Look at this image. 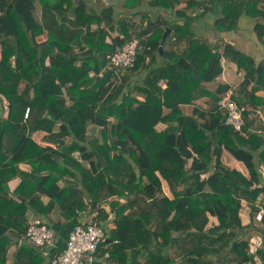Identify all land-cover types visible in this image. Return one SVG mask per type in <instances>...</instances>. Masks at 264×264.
<instances>
[{
	"label": "trees",
	"instance_id": "trees-1",
	"mask_svg": "<svg viewBox=\"0 0 264 264\" xmlns=\"http://www.w3.org/2000/svg\"><path fill=\"white\" fill-rule=\"evenodd\" d=\"M146 4L162 11L135 27L115 25L112 6L102 7L97 20L84 1L0 0V264L18 240L24 242L12 264H52L77 220L103 227L98 256L105 264H264V214L259 226L253 222L264 193V60L227 42L211 46L194 29L220 9L215 30L231 31L245 16L264 44V0ZM115 29L119 34L106 42ZM44 33L40 47L35 38ZM133 38L140 44L134 65L108 69L110 56ZM223 62L242 75L231 94L243 108L241 131L217 104L192 115L180 107L203 95L219 100L228 86L212 93L202 85L221 75ZM135 72L142 79L131 88L126 76ZM158 123L165 128L158 131ZM35 130L46 131L55 146L37 144L29 136ZM223 149L248 176L222 162ZM15 175L20 182L10 193ZM27 209L51 229L55 223L53 247L25 242Z\"/></svg>",
	"mask_w": 264,
	"mask_h": 264
},
{
	"label": "crops",
	"instance_id": "crops-1",
	"mask_svg": "<svg viewBox=\"0 0 264 264\" xmlns=\"http://www.w3.org/2000/svg\"><path fill=\"white\" fill-rule=\"evenodd\" d=\"M74 4H77L79 1H84L87 5V8L89 10H94L97 13V20L100 19L99 10L102 7L106 6H112L113 7V14L115 17V25L121 26L125 23H132L133 26L138 27L140 25L142 16L145 17V15L149 16L150 19L154 18L155 14L158 13V11H162V9L158 8H151L146 4V0H140L136 6H132V3H135L134 0H71ZM132 2V3H131ZM36 15L39 16V10H37ZM168 17L174 16L173 11H167L166 14ZM220 16V9L214 10L211 13L206 14L204 17L200 18L195 22L194 29L196 31V34L199 38L205 39L211 46H220L221 44L227 42L229 43L233 50L240 51L241 53L245 54L246 56L251 57L255 62H259L261 60H264V44L258 40L254 34L253 26H254V20L248 18V17H241L239 19L238 25L231 31L226 32H220L213 28L214 21ZM122 23V24H121ZM118 30L115 29L110 32V35L107 36L105 39L106 42H110V37H116L118 35ZM36 42L40 47L46 46V35L40 34L36 36ZM77 49H75L76 51ZM80 63V61H77V65ZM227 64V65H225ZM223 71L221 75L216 77L213 81L206 82L202 85V88L205 91H209L212 93H215L216 90L221 86H228L232 84H238L242 80V75L239 74L236 70V67L232 63L223 62L222 64ZM92 73H90L91 75ZM116 76H121L124 73H121L122 75H119L118 70H114V73ZM114 75V76H115ZM113 76V75H112ZM142 79V76L138 73H132L130 75L126 76V85H129L131 88H133L134 85L138 84L139 81ZM222 95V94H221ZM221 95H218L221 96ZM220 98V97H219ZM215 104H217L216 101L212 97H208L206 95L200 96L199 98L192 101V103L189 104H183L181 105V110L185 115H192L194 112V109L198 108L205 113H208L209 109H211ZM6 116V113L3 112V117ZM263 116V115H262ZM164 123H158L156 125V129L162 130L165 128ZM30 138H32L37 144L41 146H50L54 147L55 145L53 142H51L48 139V133L43 130H35L30 131L29 133ZM222 162L227 165L230 168H235L241 171L245 176H248V170L245 167V165L238 161L237 159L233 158L230 153L223 149L222 155H221ZM19 169L24 171H29L30 165L26 162H20L18 164ZM69 179L72 180L68 175H65L62 180ZM20 182V178L18 175H15L7 182V187L10 191V193L13 192V190L17 187V185ZM59 184H63V181H60ZM165 193H167V190L164 188ZM42 199L44 202L48 200L46 195L41 194ZM55 207L53 209V213L50 215L51 220L53 222L57 221V212L58 208L60 206V200L55 201ZM25 216L28 219V223L31 222L34 218H36L33 211L27 209ZM39 218V217H37ZM80 220V219H79ZM78 221V220H77ZM49 223L52 229L54 230L56 227L54 226L55 223ZM24 241L18 240L17 244L11 243L8 246L7 249V263L6 264H12L14 260V252L16 251V248L21 245ZM26 242V241H25ZM172 251H170L171 253ZM175 257V255H172Z\"/></svg>",
	"mask_w": 264,
	"mask_h": 264
},
{
	"label": "built area",
	"instance_id": "built-area-1",
	"mask_svg": "<svg viewBox=\"0 0 264 264\" xmlns=\"http://www.w3.org/2000/svg\"><path fill=\"white\" fill-rule=\"evenodd\" d=\"M140 48L137 38L127 42L121 49L116 50L109 58V68L125 69L134 65L136 53ZM162 87L164 82L159 83ZM235 90L229 87L217 101L219 108L227 111V122L234 129L241 131L244 121L242 119V107L231 99V94ZM6 113V107H3ZM29 109L25 110L24 117H27ZM259 207L254 218L257 221L262 220L264 214V193L259 200ZM106 235L102 226L96 222L77 221L70 229L66 245L62 251L52 260V264H105L100 261L98 256V247L105 241ZM24 240L36 248L53 247L55 242L53 230L41 218H34L29 222Z\"/></svg>",
	"mask_w": 264,
	"mask_h": 264
},
{
	"label": "rangeland",
	"instance_id": "rangeland-1",
	"mask_svg": "<svg viewBox=\"0 0 264 264\" xmlns=\"http://www.w3.org/2000/svg\"><path fill=\"white\" fill-rule=\"evenodd\" d=\"M225 65H227V64H225ZM108 69H112V68H109L108 67ZM229 87H234V88H236L237 87V84H232V85H229ZM223 94V93H222ZM259 116H260V118H259ZM257 119H263V116H262V114L261 113H258V118ZM262 195H263V193H261L260 195H259V197L257 198V200H256V202H255V204L257 205V207H259V200L260 199H262ZM249 214H250V212H249V209L247 208V207H245V209L243 208V211H242V215H243V220H244V222H246L247 220H248V217H249ZM254 215H255V213H254ZM254 215H253V222H254V224L256 225V226H259L260 225V222L259 221H257L256 220V218H254ZM210 224H217V220L215 219V218H210ZM253 243H254V245L255 246H259L258 244H257V241L258 240H256V238H254V237H252V239H250Z\"/></svg>",
	"mask_w": 264,
	"mask_h": 264
},
{
	"label": "water",
	"instance_id": "water-1",
	"mask_svg": "<svg viewBox=\"0 0 264 264\" xmlns=\"http://www.w3.org/2000/svg\"><path fill=\"white\" fill-rule=\"evenodd\" d=\"M169 32H170V30H169V28H167V29L165 30V32L163 33V35H162L161 42H160L159 47H158V49H159V53H160V54H162V51H163V44H164V42H165V40H166V37H167V35L169 34ZM113 199H116V197H111V198H109L110 201L113 200ZM106 241H108V240H106Z\"/></svg>",
	"mask_w": 264,
	"mask_h": 264
}]
</instances>
